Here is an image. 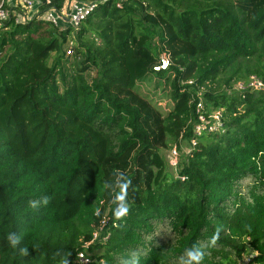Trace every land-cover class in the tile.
Returning <instances> with one entry per match:
<instances>
[{"label": "trees", "instance_id": "1", "mask_svg": "<svg viewBox=\"0 0 264 264\" xmlns=\"http://www.w3.org/2000/svg\"><path fill=\"white\" fill-rule=\"evenodd\" d=\"M95 1L78 30L15 16L0 28V264H56L58 251L115 264L138 245L140 264H176L217 230L203 264H264V90L232 92L264 83V0ZM200 101L222 132L195 134ZM185 143L171 175L162 151ZM117 171L132 182L121 220Z\"/></svg>", "mask_w": 264, "mask_h": 264}, {"label": "built area", "instance_id": "2", "mask_svg": "<svg viewBox=\"0 0 264 264\" xmlns=\"http://www.w3.org/2000/svg\"><path fill=\"white\" fill-rule=\"evenodd\" d=\"M56 0H1L0 1V28L11 18L16 17L17 22L31 21L35 18L44 21L52 27L66 31L69 29L78 30L82 23L97 9L95 0H64L61 6L57 7ZM20 11L19 13H17ZM73 55V49L69 46L67 56ZM170 67V58L163 55L159 64L154 67L155 72L167 71ZM192 85V82H189ZM250 90L260 92L264 90V83L257 77H251L247 82H238L232 92H242ZM204 105L200 101L197 105L200 124L195 129V134L201 136L208 131L209 133H218L223 131V117L221 112H214L209 117L204 116L202 111ZM195 145V141L192 142ZM170 164L176 167L178 162V153L176 149L171 152ZM95 239L98 234H95ZM77 264H91L90 258L86 253L78 254Z\"/></svg>", "mask_w": 264, "mask_h": 264}, {"label": "clouds", "instance_id": "3", "mask_svg": "<svg viewBox=\"0 0 264 264\" xmlns=\"http://www.w3.org/2000/svg\"><path fill=\"white\" fill-rule=\"evenodd\" d=\"M114 181V192L116 193L113 198V203L116 204L114 210V216L117 220H121L129 213V206L126 202L127 190L131 186V179H129L126 174L122 171H117L115 174ZM109 187V183L105 182L103 188L106 189ZM116 189L119 191L116 192ZM51 197L45 195L40 197L37 200H30L29 207L34 210H39L42 206H47L50 203ZM100 209L95 210L96 215H100ZM249 230H251L249 228ZM164 235L171 237L173 239V232L171 225L164 230ZM161 236V229L157 225L154 228V232L144 235L143 239L146 243L151 242L153 244L154 238ZM219 230H217L212 237L199 241L196 244H193L191 247L186 248L181 256L178 257L176 264H203L205 256H210L211 253L209 249L217 246L219 240ZM6 239L8 240L10 246L13 248H19V253L22 256H29V248L27 246H20L22 238L15 232L7 234ZM150 250V248H149ZM256 256H259V252L255 253ZM56 256L59 257V260L56 261V264H71L70 262V252H57ZM147 256V251L142 246H137L135 248L127 250L126 253L120 254L115 259V264H140L142 258ZM55 260V257L53 258Z\"/></svg>", "mask_w": 264, "mask_h": 264}, {"label": "rangeland", "instance_id": "4", "mask_svg": "<svg viewBox=\"0 0 264 264\" xmlns=\"http://www.w3.org/2000/svg\"><path fill=\"white\" fill-rule=\"evenodd\" d=\"M20 11H18L17 13H19ZM89 37V36H88ZM69 47V46H68ZM70 47H72V44L70 43ZM74 55V54H73ZM73 55H72V57H73ZM156 90H159V92H160V94H163L164 93V89L163 88H159V89H156ZM165 103H166V101L165 102H162L161 104H163V106L165 105ZM190 144H188V143H185L183 146H182V150H181V152L178 150V152L177 153H179L180 154V157H181V155L182 154H185L187 151H189V149H190ZM171 152H172V150L170 151V150H168V151H162V153H163V156L165 157V159H166V161H167V164L169 165V171H170V173H171V175H176V169L175 168H173L171 165H170V160H171ZM181 159H179L178 158V161H180ZM94 254L95 255H97V252H94ZM93 254V255H94ZM92 255V256H93ZM250 257H251V255L250 256H246L245 257V259H244V261H243V264L244 263H249L250 262Z\"/></svg>", "mask_w": 264, "mask_h": 264}]
</instances>
